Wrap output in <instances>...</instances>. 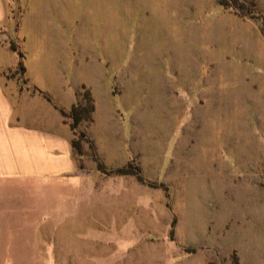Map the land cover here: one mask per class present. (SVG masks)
Listing matches in <instances>:
<instances>
[{"label":"rangeland","instance_id":"rangeland-1","mask_svg":"<svg viewBox=\"0 0 264 264\" xmlns=\"http://www.w3.org/2000/svg\"><path fill=\"white\" fill-rule=\"evenodd\" d=\"M9 2L79 165L23 264H264V0Z\"/></svg>","mask_w":264,"mask_h":264},{"label":"crops","instance_id":"crops-1","mask_svg":"<svg viewBox=\"0 0 264 264\" xmlns=\"http://www.w3.org/2000/svg\"><path fill=\"white\" fill-rule=\"evenodd\" d=\"M9 1L0 0V264H23L37 261L33 235H51L49 221L63 224L65 181L78 177L79 165L52 96L5 77L19 60L10 47ZM23 66L27 77L41 71L26 57Z\"/></svg>","mask_w":264,"mask_h":264},{"label":"trees","instance_id":"trees-1","mask_svg":"<svg viewBox=\"0 0 264 264\" xmlns=\"http://www.w3.org/2000/svg\"><path fill=\"white\" fill-rule=\"evenodd\" d=\"M78 111H79V110H78L76 107H73V108H72V112H73V113L78 112ZM61 113H62L63 115H65V112L61 111ZM77 120H78V118L75 119V121H77ZM77 122H78V121H77ZM74 128H75V126L73 125L71 130L73 131ZM72 145H73L74 148L77 147V144H76V142H74V141L72 142ZM118 173L122 174V173H124V172H123V170H120V171H118Z\"/></svg>","mask_w":264,"mask_h":264}]
</instances>
